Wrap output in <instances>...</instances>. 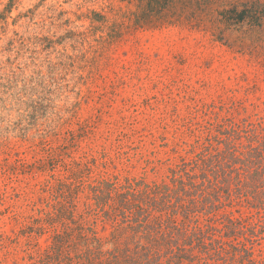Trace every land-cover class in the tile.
I'll use <instances>...</instances> for the list:
<instances>
[{"label":"rangeland","instance_id":"obj_1","mask_svg":"<svg viewBox=\"0 0 264 264\" xmlns=\"http://www.w3.org/2000/svg\"><path fill=\"white\" fill-rule=\"evenodd\" d=\"M125 5L0 0V264H38L50 249L61 225L46 213L61 185L72 187L77 218L88 217L92 186L170 183L184 163L224 148L233 124L264 122L260 59L189 25L111 39ZM252 202L234 198L212 221L196 218L220 228L226 216L244 221L238 241L264 264V207ZM90 225L110 236L108 220Z\"/></svg>","mask_w":264,"mask_h":264},{"label":"trees","instance_id":"obj_2","mask_svg":"<svg viewBox=\"0 0 264 264\" xmlns=\"http://www.w3.org/2000/svg\"><path fill=\"white\" fill-rule=\"evenodd\" d=\"M120 1L126 5L109 26L111 39L132 27L189 25L212 32L217 40L264 64V0ZM95 13L105 20L104 14ZM226 134L219 142L224 148L184 163L170 183L128 179L125 184L104 180L92 186L88 217L77 218L72 187L61 185L57 203L46 213V221L61 229L55 230L38 264H236L238 259L257 264L252 251L238 241L250 230L248 224L230 216L221 228L211 221L224 202L234 198L248 197L264 207V122L247 121L243 128L235 123ZM242 134L250 139L245 147L238 143ZM200 213L212 216L210 223L200 222ZM99 217L112 227L106 241L90 225L91 218ZM251 228L255 233L254 224Z\"/></svg>","mask_w":264,"mask_h":264}]
</instances>
